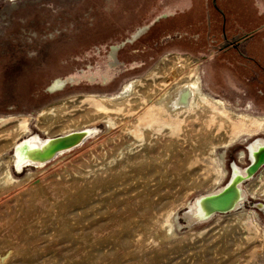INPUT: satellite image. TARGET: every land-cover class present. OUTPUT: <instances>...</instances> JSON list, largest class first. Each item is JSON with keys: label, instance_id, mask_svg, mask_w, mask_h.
<instances>
[{"label": "rangeland", "instance_id": "rangeland-1", "mask_svg": "<svg viewBox=\"0 0 264 264\" xmlns=\"http://www.w3.org/2000/svg\"><path fill=\"white\" fill-rule=\"evenodd\" d=\"M184 84L175 111L161 97ZM84 124L12 162L15 142ZM257 138L264 0H0V264H264L260 171L244 210L189 208Z\"/></svg>", "mask_w": 264, "mask_h": 264}, {"label": "bare ground", "instance_id": "bare-ground-1", "mask_svg": "<svg viewBox=\"0 0 264 264\" xmlns=\"http://www.w3.org/2000/svg\"><path fill=\"white\" fill-rule=\"evenodd\" d=\"M70 80H74V79L70 77L69 80L63 79L62 82H61V80L56 79L50 85V88L54 87L56 85H59L61 83L63 85L64 83H67ZM184 85L180 86V87L179 86L176 87L171 92H169V91H167L165 93L163 92L164 94L161 97L164 100V102L167 104V106L169 108L175 110V111L180 110V109L184 108V106L186 104L191 103L190 100H191V97L193 96L192 87L190 85H187V84H184ZM49 112H51V111H49ZM86 126L87 125H85L84 127L82 126L83 128L81 127L85 131L84 132L85 135L88 134V130H85L88 127V126L87 127ZM81 128H80V130H81ZM49 130H50V128H49ZM81 133L83 134V132H81ZM63 134L65 135V133H62V136H63ZM58 135H60V134H58ZM42 139L43 138L39 137L37 134H34L33 137H30V138L28 137V139L27 138L22 139L21 141H19L17 143L15 142L16 144L15 143L13 144L14 145V147H13L14 156H12V158H13L12 162L14 163V165L17 168H20L21 165L24 163L39 164V163L45 161L44 157H46L47 154H45V153L41 154V151H42L41 149L46 145V140H48V139H45V140H42ZM49 140H50V138H49ZM64 144L65 143H59L58 146H63ZM61 155H62V153H61ZM262 163H264L263 159H260V160H256V158L252 159V163L246 169V171L248 173V176L246 178H244L242 176V174L240 173V170L238 169L236 164L233 165L232 169H231V171H232L231 175L229 176V181L226 185L224 184V186H220L219 188L217 187L218 189L215 188L213 191L209 192L210 194H207L205 196H202L203 194L198 195V197L195 198L194 202L189 203V208L191 210L192 209L194 210L196 216L198 215L199 217H203V218H205V220H206V217L209 218V216L215 212V209L217 207L224 208L225 211L231 210V209H237V208L240 209V211L244 210L243 207L245 205V201H247L248 198H247L244 190L242 189L241 185L245 179L251 177L258 170L257 169L258 166H260ZM239 206H240V208H239Z\"/></svg>", "mask_w": 264, "mask_h": 264}, {"label": "flooded vegetation", "instance_id": "flooded-vegetation-1", "mask_svg": "<svg viewBox=\"0 0 264 264\" xmlns=\"http://www.w3.org/2000/svg\"><path fill=\"white\" fill-rule=\"evenodd\" d=\"M127 40H129V39H127ZM115 48H116L115 45H113V46H112V49H115ZM71 78H72V77H71ZM63 79H64V78H63ZM63 79H58V80H61V82H62ZM61 86H62V83L59 84V85H56V86H54V87H51V90H53V91H54V90H59ZM127 86H129V83L124 84L122 87H124L123 89L125 90V88H126ZM219 101L222 102L221 100H219ZM247 153H248L247 155H248V157H249L250 163H252V159H255V158H256V160H260V159H263V160H264V139H263V138H257V139H255V140H253V141L249 144V146H248V152H247ZM247 155L245 154V152H240L239 157L242 158L243 156L245 157V156H247ZM251 158H252V159H251ZM221 160H223V162H224V169H223V172L225 171V174H227V175H228V178H229V176L231 175V172H232V171L227 173V170H226V167H225L224 156H223V155H222V157H221ZM236 166H237L238 169L240 170V173L242 174V176H243L244 178H246V177L248 176V173H247V171H246V169H247L248 167H246V168H242V167L238 166L237 164H236ZM263 166H264V165H263ZM263 166H261V167L257 170V171H260L259 173H260L261 176H264V168H263ZM262 168H263V169H262ZM256 173H257V172H255L251 177L245 179V180L243 181V183H244L246 180H248V179H252V178L255 176ZM243 183H242L241 186H242V189L244 190V188H243ZM244 192H245V194H246V196H247L248 199H249V198L256 199V200L259 199V196H257V194L254 193V192H250V194H248L246 190H244ZM263 196H264V194H263ZM257 206H258L259 208H261V209H264V204L261 203V202L257 203Z\"/></svg>", "mask_w": 264, "mask_h": 264}, {"label": "water", "instance_id": "water-1", "mask_svg": "<svg viewBox=\"0 0 264 264\" xmlns=\"http://www.w3.org/2000/svg\"><path fill=\"white\" fill-rule=\"evenodd\" d=\"M84 135L85 134L84 133L82 134L81 132H72V133H69L67 135L52 138L48 142H46V145L41 149L42 150L41 154H44V153L47 154V156L44 158H45V160H48L53 155H55L57 152L62 151V150H66V149H69V148L75 146L80 141V139H82V137ZM59 143H65V144L63 146H58ZM263 165H264V163H262L260 166H258L257 169H259ZM216 211L223 212L225 210H224V208L217 207L215 209V212Z\"/></svg>", "mask_w": 264, "mask_h": 264}, {"label": "crops", "instance_id": "crops-1", "mask_svg": "<svg viewBox=\"0 0 264 264\" xmlns=\"http://www.w3.org/2000/svg\"><path fill=\"white\" fill-rule=\"evenodd\" d=\"M164 17H166V16H164Z\"/></svg>", "mask_w": 264, "mask_h": 264}]
</instances>
